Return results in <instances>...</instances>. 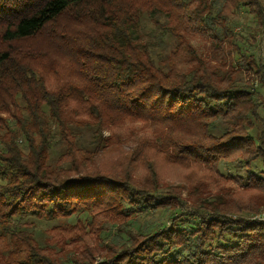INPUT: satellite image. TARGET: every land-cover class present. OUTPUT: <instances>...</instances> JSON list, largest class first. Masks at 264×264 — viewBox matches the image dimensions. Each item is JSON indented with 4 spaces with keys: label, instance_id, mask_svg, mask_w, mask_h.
Listing matches in <instances>:
<instances>
[{
    "label": "trees",
    "instance_id": "obj_1",
    "mask_svg": "<svg viewBox=\"0 0 264 264\" xmlns=\"http://www.w3.org/2000/svg\"><path fill=\"white\" fill-rule=\"evenodd\" d=\"M262 35V0H0V264H264Z\"/></svg>",
    "mask_w": 264,
    "mask_h": 264
},
{
    "label": "rangeland",
    "instance_id": "obj_2",
    "mask_svg": "<svg viewBox=\"0 0 264 264\" xmlns=\"http://www.w3.org/2000/svg\"><path fill=\"white\" fill-rule=\"evenodd\" d=\"M262 3L264 5V0H262ZM236 17H237V20H238V22L240 24L237 26V28L234 29V32L235 33H240V34L244 33V27L242 25H243V22H245L247 16L245 17L243 11H239V13L236 15ZM260 38H261V40H259V52H258V55L261 58L262 56L264 57V35H262ZM263 57H262V61H263ZM261 111H264V109L263 108L260 109V112ZM262 114H263V117H264V112ZM73 221H74L73 218L68 220V222H71V223ZM63 222L64 221H61V220L40 221V222H37L36 229L38 230V232H40V230H42V229H45V228H47L49 226H53V225H56V224H61ZM38 232H36V233H38Z\"/></svg>",
    "mask_w": 264,
    "mask_h": 264
},
{
    "label": "built area",
    "instance_id": "obj_3",
    "mask_svg": "<svg viewBox=\"0 0 264 264\" xmlns=\"http://www.w3.org/2000/svg\"><path fill=\"white\" fill-rule=\"evenodd\" d=\"M258 219H264V213H261L260 215L257 216Z\"/></svg>",
    "mask_w": 264,
    "mask_h": 264
}]
</instances>
